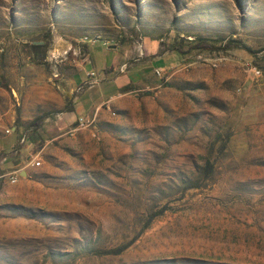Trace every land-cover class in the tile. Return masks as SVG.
<instances>
[{
    "label": "rangeland",
    "instance_id": "374dc122",
    "mask_svg": "<svg viewBox=\"0 0 264 264\" xmlns=\"http://www.w3.org/2000/svg\"><path fill=\"white\" fill-rule=\"evenodd\" d=\"M0 35L9 64L40 40L49 82L81 62L93 104L74 133L52 110L27 181L0 184V264H264V0H0ZM197 38L215 47L168 48ZM108 66H130V90L108 97Z\"/></svg>",
    "mask_w": 264,
    "mask_h": 264
},
{
    "label": "crops",
    "instance_id": "0c3cea01",
    "mask_svg": "<svg viewBox=\"0 0 264 264\" xmlns=\"http://www.w3.org/2000/svg\"><path fill=\"white\" fill-rule=\"evenodd\" d=\"M11 25L14 29L12 34H15V41L25 42L26 36L23 33L19 34L16 30L20 24L14 22ZM39 42L41 41L31 38L28 43L39 44ZM23 45L20 46L16 43L13 61L9 64V62H5L6 58L4 59L1 53L4 49L5 51L8 49L9 42L0 35V175H2L0 176V184L4 188L10 184L8 174L19 167H24L17 166L18 164L32 161L30 158L32 153L29 149L38 140H42L43 145H45L56 136L55 134L39 136L37 133L39 129L46 128L44 121L50 117L52 110L56 109L54 111L61 118L58 126L66 131L75 124L78 117L85 115L83 112L85 106L89 104L91 107L93 105L90 99L82 101L80 94L75 93L77 85L81 83L77 82L75 78V74L82 71L81 62L77 64V69L70 74L69 72L65 74V71H62L61 77H58L55 82H49L51 76L45 74L42 64L32 60L33 50L30 48L25 50ZM168 56L165 53L157 54L152 56L151 62L164 57L169 59ZM19 58L21 59L20 62L18 61ZM63 64L76 66L75 61L74 63L64 62ZM160 65L164 66L163 64ZM166 66L169 65L166 64ZM129 67L121 69V71L114 69V66L104 67L105 71L109 68L108 71L110 72L113 69L110 74L114 73L112 77L114 84L107 85L109 98H114L118 93H121L123 85H129L133 82L126 74ZM91 69L94 68H88L84 74ZM27 70L31 74H26ZM38 116H43V118L37 128L28 126V123ZM7 128L9 130L5 131ZM22 170L23 168L19 174ZM26 175L28 176V171ZM26 175L17 177L14 185L24 184L27 181ZM4 196L5 193L0 191V198Z\"/></svg>",
    "mask_w": 264,
    "mask_h": 264
},
{
    "label": "trees",
    "instance_id": "16d2710c",
    "mask_svg": "<svg viewBox=\"0 0 264 264\" xmlns=\"http://www.w3.org/2000/svg\"><path fill=\"white\" fill-rule=\"evenodd\" d=\"M14 22H17L19 23L18 21H14ZM13 22V23H14ZM189 40H193V39H189ZM238 41H236V39H233V38H230L228 39V42L224 44V46L227 48V47H230V46H236L238 45L239 43H237ZM33 49V58L32 60L35 61V62H41L40 61V58L43 57V55L38 53V48L42 46V44H35V43H31L30 45ZM215 45L208 41L207 39L205 38H197L196 41H193L191 44L188 45V48L187 49H183L182 45H177L176 43H173L170 45V47H168L170 50H177L178 52H185L187 50H191L192 48H206V49H211V48H214ZM165 84H168V81L165 82ZM130 85H123L121 87V90L122 91H127L129 90L130 88ZM43 118V116H38V117H35L34 119H32L30 121V123H28V126H32L34 124H40L41 122V119ZM229 137V135L226 136V139ZM225 144V142H224ZM212 170V162L207 159V161L205 162L204 164V172H210ZM163 210V207L162 209H160L159 211L155 212V213H152L150 216H149V219L151 217H153L154 215H156L157 213H160L162 212ZM126 246V244H122V245H119V246H116V247H112V248H105V249H101V248H96V247H91L88 249V252H91V253H118L120 252L124 247Z\"/></svg>",
    "mask_w": 264,
    "mask_h": 264
},
{
    "label": "built area",
    "instance_id": "2783aa9c",
    "mask_svg": "<svg viewBox=\"0 0 264 264\" xmlns=\"http://www.w3.org/2000/svg\"><path fill=\"white\" fill-rule=\"evenodd\" d=\"M99 37V34H97V38ZM84 40H94V39H88V36L84 35L83 37ZM142 52V50L140 51ZM153 73L154 75H156L159 79V83L156 85V87H159L162 84H165V82L167 81V75H166V68L164 66L161 65H156L153 67ZM255 73H259V70H255ZM87 75V82L89 85H93L97 82V78H96V73L94 69L88 70L86 72ZM81 86L79 85L77 87V89H79ZM93 122V117H88V116H81L78 117L76 119L75 124L72 125V127H70L69 132L70 133H74L75 131H77L78 129L84 128L89 126L91 123ZM9 129L7 128L6 131H8ZM40 159H35L32 160L30 162V164L32 165H37V161H39ZM23 167H19L18 169H16L14 172H10L8 174V178L9 181L11 182H15L17 180V177L19 176V171L22 169ZM2 176V175H0Z\"/></svg>",
    "mask_w": 264,
    "mask_h": 264
},
{
    "label": "water",
    "instance_id": "95a60500",
    "mask_svg": "<svg viewBox=\"0 0 264 264\" xmlns=\"http://www.w3.org/2000/svg\"><path fill=\"white\" fill-rule=\"evenodd\" d=\"M110 47H114V44H110L109 45ZM21 175H26L27 174V171L25 169H23L21 172H20Z\"/></svg>",
    "mask_w": 264,
    "mask_h": 264
}]
</instances>
